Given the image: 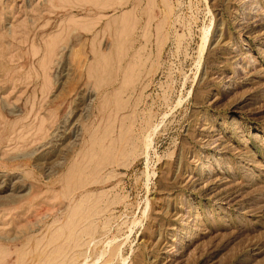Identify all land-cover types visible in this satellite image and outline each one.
<instances>
[{"label": "rangeland", "instance_id": "1", "mask_svg": "<svg viewBox=\"0 0 264 264\" xmlns=\"http://www.w3.org/2000/svg\"><path fill=\"white\" fill-rule=\"evenodd\" d=\"M0 264H264V0H0Z\"/></svg>", "mask_w": 264, "mask_h": 264}, {"label": "bare ground", "instance_id": "2", "mask_svg": "<svg viewBox=\"0 0 264 264\" xmlns=\"http://www.w3.org/2000/svg\"><path fill=\"white\" fill-rule=\"evenodd\" d=\"M119 4H120V3H119ZM123 23H124V21H123ZM125 24H126V23H125ZM121 25H122V23H121ZM125 26H127V25H125ZM122 27H123V26H122ZM125 28H126V27H123V29H125ZM109 30H110V29H108V31H109ZM121 30H122V29H121ZM121 30H119V31H121ZM125 30H126V29H125ZM123 32H124V31L122 30V33H121V34H123V36H124L125 33H123ZM127 33H128V31H127ZM119 34H120V33H119ZM126 35H127V34H126ZM126 35H125V36H126ZM120 37H121V35H120ZM126 37H127V36H126ZM126 37H125V38H126ZM125 38H124V39H125ZM142 38H143V37H142ZM122 39H123V37H122L121 39H119V40H122ZM125 40H126V39H125ZM121 42L124 43V40H122ZM121 42H120V43H121ZM125 43H126V42H125ZM122 46H123V45H122ZM122 46L120 45V47H122ZM148 139H149V138H148ZM144 146H145V147H149V146H150V140L146 141V144H145ZM145 150H146V149H145Z\"/></svg>", "mask_w": 264, "mask_h": 264}]
</instances>
